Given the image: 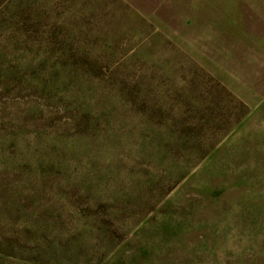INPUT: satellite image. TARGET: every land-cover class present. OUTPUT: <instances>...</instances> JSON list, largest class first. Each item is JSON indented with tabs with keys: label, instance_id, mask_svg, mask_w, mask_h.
<instances>
[{
	"label": "rangeland",
	"instance_id": "rangeland-1",
	"mask_svg": "<svg viewBox=\"0 0 264 264\" xmlns=\"http://www.w3.org/2000/svg\"><path fill=\"white\" fill-rule=\"evenodd\" d=\"M0 264H264V0H0Z\"/></svg>",
	"mask_w": 264,
	"mask_h": 264
}]
</instances>
